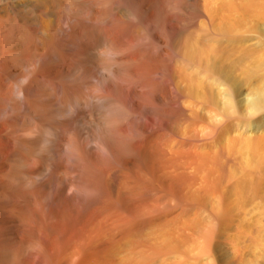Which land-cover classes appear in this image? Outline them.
<instances>
[{
  "label": "bare ground",
  "instance_id": "1",
  "mask_svg": "<svg viewBox=\"0 0 264 264\" xmlns=\"http://www.w3.org/2000/svg\"><path fill=\"white\" fill-rule=\"evenodd\" d=\"M202 2L165 3L190 18L204 14ZM225 2L250 9L264 0ZM155 3L0 0V264H248L228 235L219 134L192 132L191 102L105 94L106 124L87 117L91 86L75 75L81 30L99 42L104 26L140 34L159 16ZM147 105L152 130L135 141L146 127L127 106ZM197 245L208 255L188 260Z\"/></svg>",
  "mask_w": 264,
  "mask_h": 264
},
{
  "label": "rangeland",
  "instance_id": "2",
  "mask_svg": "<svg viewBox=\"0 0 264 264\" xmlns=\"http://www.w3.org/2000/svg\"><path fill=\"white\" fill-rule=\"evenodd\" d=\"M155 1L159 16L146 23L140 34H132L129 27L115 31L104 26L108 40L99 42L96 32L86 35L81 30L75 75L77 85L91 86L84 100L90 110L87 117L97 120V125L106 124L99 112L105 94L146 103L149 98L163 96L191 102L199 116L192 132L211 139L219 134L220 160L227 173L223 180L227 184L222 181V201L224 208L228 205L233 210L226 223L228 235L234 238L231 247L244 261L249 260L248 264H264V3L250 9H229V1L203 0L202 16L180 18L171 14L175 8L166 0ZM149 5L143 8L148 10ZM182 43L185 47H180ZM127 108V113L146 127L130 138L142 140L144 133L152 130V109L148 105L142 112ZM255 134L260 138L254 139ZM205 255L198 245L187 251V259L193 262Z\"/></svg>",
  "mask_w": 264,
  "mask_h": 264
}]
</instances>
